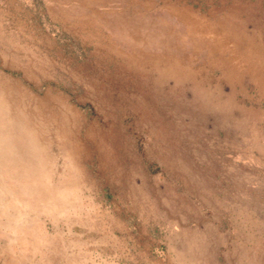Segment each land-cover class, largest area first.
<instances>
[{
	"label": "rangeland",
	"instance_id": "rangeland-1",
	"mask_svg": "<svg viewBox=\"0 0 264 264\" xmlns=\"http://www.w3.org/2000/svg\"><path fill=\"white\" fill-rule=\"evenodd\" d=\"M0 264H264V0H0Z\"/></svg>",
	"mask_w": 264,
	"mask_h": 264
}]
</instances>
